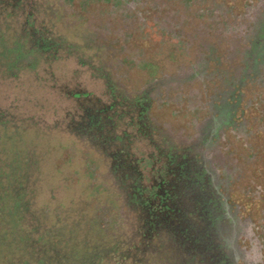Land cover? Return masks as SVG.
I'll return each instance as SVG.
<instances>
[{"label":"trees","instance_id":"1","mask_svg":"<svg viewBox=\"0 0 264 264\" xmlns=\"http://www.w3.org/2000/svg\"><path fill=\"white\" fill-rule=\"evenodd\" d=\"M70 1L53 0L51 4H47L46 0H0V64L5 69L8 66L9 70H14L11 71L14 74L29 69L34 72L46 70L50 76L53 63L68 57H73L79 63L86 61L92 66L102 65V69L111 65L113 58L110 51L116 40L107 37L109 32L104 27L78 16ZM110 1V17L117 14L124 21L127 16L125 14L131 13V17L124 21L125 28L135 24L144 26V20L148 18L149 29H153L151 26L155 27L170 40L185 38L189 41L188 44L192 42L194 28L184 33L182 26H185V20H173L170 15L172 11L159 0H148L150 2L145 9H141V0ZM173 3L175 6L182 5V10L193 16V0H174ZM135 6L141 7L137 9ZM162 9L166 13L161 18L158 15ZM151 11H156L151 15L152 18L148 17ZM207 13L215 20L225 14L231 21L223 24L226 28L224 35H228V39H225L229 45L227 58L229 60L239 56L241 76L247 72L256 75L258 67L253 70L254 65H262L264 69V60L261 58L264 54V0H257L254 6H245L240 15L233 14L232 4L226 7L215 5ZM67 14L72 18H80V25L72 34L75 38L72 43L65 39L67 27L75 26L66 22ZM235 19L244 21L236 25ZM221 25L220 22L217 23L214 30L216 33L221 30ZM114 33L120 37L125 36L120 34V30ZM206 58H209V54L199 55L197 67L200 71L205 67ZM4 68H0V80L11 78L3 76ZM113 76L111 72L103 74L113 104L107 109L98 108L99 113L96 110L87 111L76 117L66 113L50 124L41 125L38 119L18 118L14 104L0 106V264H147V258L154 256H159V264H193L174 252L171 246H166L164 238L154 234L152 236V228L148 229V225L143 224L140 210L130 209V202L135 200L132 192L136 188L131 186L136 182L130 184L129 176L126 175V162L131 161L133 154L129 148V135L124 129L125 125L129 127L133 122L136 103L144 108L141 114L147 115V108L143 103L153 97L154 91L158 94V89L163 86L167 90L170 86L189 82L193 79V73L184 75L179 72L166 76L167 78L154 79L151 82L154 88L148 91L145 98L142 93L126 94V90ZM234 89L230 87L226 95L230 102L236 99ZM151 126L150 130H153ZM18 127L20 129H16ZM4 130L7 133L12 130L20 131L23 138L13 140L14 138L9 137L12 136L10 134L3 137ZM64 136L72 137L86 146H72L64 140ZM36 142L43 143L44 147H36ZM46 145L50 146L45 149ZM55 147L59 151H55ZM52 152L55 153L52 161L56 162V167L64 164L69 154L74 163L76 157L81 158L83 167L75 172V180H81V174L88 170L87 166L95 175L99 170H105L110 180L109 185L111 184L118 197L119 223L122 221L124 225V230L114 236V239L86 248L85 241H80L84 226L81 229L82 226L76 224V214L68 216L63 213L65 209L62 207L55 211L51 209L50 197L60 201L61 206L65 204L63 198L57 196V192L62 190L59 179L54 188L48 190L43 186L45 172L52 162L49 160ZM88 153L91 157H87ZM88 186H94L92 179ZM131 195L133 199L130 198ZM40 205L45 211L51 210L50 214L40 213ZM76 206L81 209L88 204L81 202V205L79 203ZM70 207L78 212L76 207ZM91 212L97 224L95 228L101 232V226L104 227L108 222L111 210L105 207L101 212Z\"/></svg>","mask_w":264,"mask_h":264},{"label":"rangeland","instance_id":"2","mask_svg":"<svg viewBox=\"0 0 264 264\" xmlns=\"http://www.w3.org/2000/svg\"><path fill=\"white\" fill-rule=\"evenodd\" d=\"M51 1L53 0H46L47 4H51ZM141 1L142 7L135 6L137 9L139 7L145 9L150 2ZM159 1L163 6H167L169 11H172L170 15L173 20H185V26L181 25L184 33L194 28L190 44L185 38L170 40L153 26H151L153 29H149L148 18H145L144 26L135 24L128 29L125 28L124 21L126 22L131 17V13L125 14L128 17L126 16L124 21L117 14L110 17L108 15L110 0H71V7L78 16L104 27L109 32L107 37L116 40L110 51L113 63L102 69V65L92 66L86 61L79 63L73 57L58 60L53 63L51 71V76H56L55 83L51 80L50 73L45 72L46 70L34 72L23 69L14 74L11 72L14 70H9L8 66L5 69L0 64V68L5 69L3 76L11 77L0 80V106L14 104L18 118L30 117L38 119L41 125L50 124L63 113L66 115L67 112L80 106L86 99L107 100L106 90L109 95L111 94L103 78L105 72L114 74L113 78L119 81L122 88L126 90V94L142 93L144 98L149 94L148 91L154 88L151 83L154 79L167 78L166 76H173L179 72H183L184 75L192 72L193 79L189 82L180 83L175 87L170 86L167 90L163 86L158 89V94L154 91L153 97L146 99L143 103L147 108L146 126H149L148 129L152 125V129L161 131L172 142L188 141L199 134L202 121L212 113L209 105L218 103L217 99L222 97L221 93L234 87L235 97L240 96L239 109L244 110V124L241 132L244 137L239 140L238 136H228L230 148L226 149L225 153L228 155L232 150L231 154L236 159L235 166L238 168L236 177L238 174L241 175L239 185L246 188V199L242 201V206L245 210H251L250 215L253 222H256L259 217L264 222V69L261 65L256 69V75H253V72H247L246 75L241 76L239 68L242 64L239 56L236 55L229 60L227 58L229 45L225 39H228V35H224L226 28L223 24L229 21L228 16L221 14L215 20L211 14L207 13L213 10L215 5L221 4L226 7L232 4L233 14L240 15L245 10V6H254L257 0H193V6L189 5L193 7V16L183 11L182 5L175 6L174 0ZM155 12L151 11L148 17L152 18L151 15ZM165 13L162 9L158 16L162 18ZM65 19L69 24L70 22L75 24L74 28L73 26L67 27L65 32V39L72 43L75 41L72 34L74 29L80 25V18H72L67 14ZM243 21L244 19H235L234 23L237 25L238 22ZM218 22L222 25L221 30L216 33L214 30ZM117 30L125 36L116 35L114 32ZM208 54L209 58H206L205 67L200 71L197 67L199 55ZM261 58L264 60V54ZM76 93L77 96H74ZM225 97L227 98L226 95ZM235 119L237 120V117ZM124 127L130 138L131 153L133 155L144 154L143 145H139L131 137L134 133L133 129L126 125ZM2 134H4L3 137H7V134L12 135L9 137L14 138L13 140L23 138L22 133L17 130L8 131V133L4 130ZM63 138L72 146H86L72 137L64 136ZM224 142H221V146ZM35 145L40 149L41 146L44 147L43 143L36 142ZM49 146L46 145L45 149ZM53 149L59 151L58 147ZM45 152L47 153V150ZM70 155H67L66 161L62 163L64 167L62 164L56 167V162L52 161L55 153H50L49 160L52 162L45 172L43 186L49 190L57 186L56 181L60 180L62 190L57 192V196L60 199L63 198L65 204L61 206L60 201L50 197L51 209L55 211L62 207L65 209L63 213L68 216L75 213L78 217L76 224L82 226L81 229L84 226L80 241H85L86 248H90V246L114 239V236L124 230L122 221L121 224L119 223L118 197L115 190L111 188V184L109 185L110 180L104 169L98 171L99 175H95L87 166L88 170L81 174V180H75V172L83 167V162L81 158L76 157L74 163ZM87 157L91 155L88 153ZM91 179L94 181L92 188L88 186ZM256 186H258L257 193L254 191ZM253 197L256 201H247L254 199ZM92 198L93 202L90 203ZM81 202L88 206L79 209L76 204L81 205ZM70 205L76 207L78 212L71 210ZM105 207L111 212H109L108 222L104 227L101 226V232H99L95 228L97 224L91 211L101 212ZM38 209L43 215L51 212V210L45 211L42 205ZM159 260V256L148 257L147 264H159Z\"/></svg>","mask_w":264,"mask_h":264},{"label":"flooded vegetation","instance_id":"3","mask_svg":"<svg viewBox=\"0 0 264 264\" xmlns=\"http://www.w3.org/2000/svg\"><path fill=\"white\" fill-rule=\"evenodd\" d=\"M50 78L55 83L56 76ZM227 93L209 105L212 113L188 141L172 142L161 131L148 129L147 115L141 114L144 108L136 103L129 127L145 151L126 162L129 183L136 182L131 186L136 187L132 192L136 202L129 206L140 210L152 236L164 238L166 246L193 264H264V222L260 217L253 222L251 210L242 206L246 188L239 185L241 175L236 177L232 150L229 156L225 153L230 148L228 136L244 137L240 96L228 102ZM106 96L105 101L86 99L67 113L74 117L99 113L98 108L113 104L107 90ZM253 198L247 201H256Z\"/></svg>","mask_w":264,"mask_h":264}]
</instances>
